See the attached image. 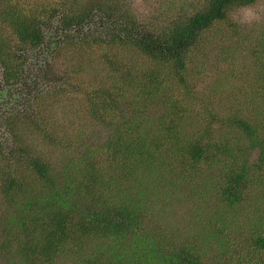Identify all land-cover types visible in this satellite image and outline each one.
<instances>
[{"label": "trees", "instance_id": "16d2710c", "mask_svg": "<svg viewBox=\"0 0 264 264\" xmlns=\"http://www.w3.org/2000/svg\"><path fill=\"white\" fill-rule=\"evenodd\" d=\"M149 2L151 14L138 15L133 0H0V99L12 101L28 82L23 100L39 113L38 104L81 92L74 83L84 67L70 65L73 56L94 57L104 63V88L83 98L105 132L71 152L32 112L10 113L7 124L25 120L67 154L54 161L24 145L16 160L28 176L0 167V193L14 209L12 227L0 231V264H264V97L247 99L262 102L250 117L238 105L227 114L208 109L193 84L205 46L219 40L224 54H249L254 73L245 81L264 96V19L248 29L232 19L240 5L264 0ZM48 31L54 36L45 40ZM155 102L149 120L143 109ZM206 113L209 125L197 127ZM155 181H201L215 218L183 240L150 226L141 202L152 199Z\"/></svg>", "mask_w": 264, "mask_h": 264}, {"label": "rangeland", "instance_id": "374dc122", "mask_svg": "<svg viewBox=\"0 0 264 264\" xmlns=\"http://www.w3.org/2000/svg\"><path fill=\"white\" fill-rule=\"evenodd\" d=\"M131 7L138 15L151 14L149 10V0H133ZM257 7L261 9V19H264V4H259ZM248 27L249 25H247V29ZM51 35V31L46 32L45 40L53 38L54 35ZM217 39L216 35H211L209 40L212 42ZM217 43H219V45L216 47L212 45L205 46L206 54L200 64L204 73L200 78H196L193 84H196L197 89L200 91L199 93L207 101L208 109H225L227 114H232L233 110L238 105L241 112H248L247 117H250L251 112L261 110L262 102L259 99H255V102H250L247 99L251 96L257 98L264 97L260 90L248 87L249 85H247V81H245L246 78L252 77L254 73V69H252L250 64L251 58L247 52L240 55L241 52L238 50L239 48H235L233 53H229L228 55L224 54L221 50V46L224 45V42L221 41L220 43L218 40ZM68 55V53H64L60 59V66H62V68L67 66L66 57ZM222 57L223 59L221 60ZM92 58V61L78 60L77 57L73 56V60L70 62V65L76 64L75 67H78L79 64L84 67L83 71L80 73L81 75H75L78 78V82L74 83V85H80L81 92L72 94L71 97L59 94V97H57L51 105H48L47 102L44 104L40 103L38 104L39 113H35L37 109L33 110L34 106L28 107L23 100V98H26V84H30L28 82L24 83L23 91L11 97V100L15 103L7 100L4 95L1 96L0 144L2 156H4L6 160L3 162L0 161V167L7 164L9 169L22 171L24 176H28L29 172L26 170L25 163L16 160V157L19 158L22 156L21 148H23L24 145L30 148L31 151L50 157L54 161L61 159L63 155L65 156L67 154L55 145H53V147L48 145L42 137L43 134H39L40 130L33 125L26 124L25 120L22 123L17 122L12 125H10L12 123L11 121H7V124V117L10 116V113L13 111L17 112L19 115L23 112H32V116L36 119L39 117L41 123L46 121L47 123L45 126L49 128L46 130L48 131L46 132L47 136H55L60 139V147L62 142H69V151L71 152L78 145H81L80 149H83L84 142L88 144L96 141L98 138L101 140L104 138V123L92 117L90 111L86 110L87 105L84 104L83 98L86 95L84 92L85 90L91 91L100 86L104 88V63L95 61L94 57ZM28 62L32 63L33 59H29ZM38 82H40L39 85H41L43 79L40 78ZM47 83L50 85L49 87H52L54 82ZM4 92L5 91L2 93ZM159 106L160 104L155 102L150 107L143 109L145 111L143 116L147 117L149 120H153L156 117V113L159 111ZM35 107H37V103ZM255 114L256 113H254L253 117ZM127 116H130V114H127ZM200 117L203 118L201 120H193V123H198V125H196L197 127L199 126L202 129H206L211 119L207 113L205 115L201 114ZM261 118L264 120L263 114H261ZM199 123L204 124L199 125ZM214 125L218 126L217 124ZM45 126L43 125L41 127ZM106 128L109 130L108 126H106ZM222 128H225V125H221V129ZM257 128L259 134L264 132L263 126ZM234 130L235 129H231L230 132H234ZM243 141L245 144L250 142L246 135H243ZM257 155L258 149L255 147L247 149L246 151L247 160L251 163L256 161ZM174 180L183 181V179ZM202 185L200 181L197 184L194 182L189 183L185 187L177 184L171 186V188L167 186L163 188L155 181V191L151 195L152 199L143 200L141 202L144 204L145 208L143 214L148 218L147 221L150 226L160 224L163 229L172 233L173 236L183 240L186 236L193 234V231L200 225L206 223L209 218V220H213L215 218L213 214L214 202L209 199L207 190L204 189ZM11 204H9L7 200H4L0 193L1 232L4 227L7 228V230L9 227H12L11 215L12 212L14 214V209Z\"/></svg>", "mask_w": 264, "mask_h": 264}, {"label": "clouds", "instance_id": "9594fccd", "mask_svg": "<svg viewBox=\"0 0 264 264\" xmlns=\"http://www.w3.org/2000/svg\"><path fill=\"white\" fill-rule=\"evenodd\" d=\"M262 18L261 9L255 3L240 5L232 19L237 24L252 25L258 23Z\"/></svg>", "mask_w": 264, "mask_h": 264}]
</instances>
